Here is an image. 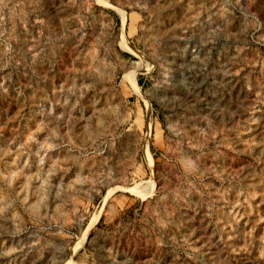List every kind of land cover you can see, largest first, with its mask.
I'll list each match as a JSON object with an SVG mask.
<instances>
[{
    "label": "rangeland",
    "instance_id": "obj_1",
    "mask_svg": "<svg viewBox=\"0 0 264 264\" xmlns=\"http://www.w3.org/2000/svg\"><path fill=\"white\" fill-rule=\"evenodd\" d=\"M0 264H264V0H0Z\"/></svg>",
    "mask_w": 264,
    "mask_h": 264
},
{
    "label": "bare ground",
    "instance_id": "obj_2",
    "mask_svg": "<svg viewBox=\"0 0 264 264\" xmlns=\"http://www.w3.org/2000/svg\"><path fill=\"white\" fill-rule=\"evenodd\" d=\"M130 191H131V190H130ZM136 191H138V189H136L135 192H136ZM131 192H132V191H131ZM139 193H140V191H139ZM141 193H143V192H141ZM143 194H144V193H143ZM143 194H142L141 196H145V195H146V194H144V195H143Z\"/></svg>",
    "mask_w": 264,
    "mask_h": 264
}]
</instances>
